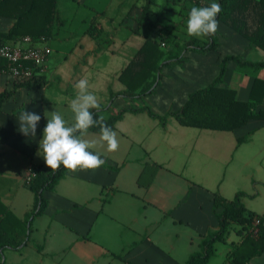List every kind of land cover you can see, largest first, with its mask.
I'll return each instance as SVG.
<instances>
[{"label":"crops","instance_id":"0c3cea01","mask_svg":"<svg viewBox=\"0 0 264 264\" xmlns=\"http://www.w3.org/2000/svg\"><path fill=\"white\" fill-rule=\"evenodd\" d=\"M72 1L78 5L87 3V0ZM136 2L127 6L125 1L126 7L117 8L110 16L92 9L94 17L90 24L97 30L96 37L89 35L88 29L61 31L64 24L47 42L51 53L40 74L45 77V85L18 88L0 106V201L16 219L28 221L30 229L25 236L17 230L12 234L14 240L23 241L17 247L0 250V264H99L101 259L105 263L111 259L113 264H138L136 259H147L146 251L154 247V240H172V235L162 230L165 221L171 220L173 227L176 223L183 225L184 221L192 225V203L188 210H183L181 218L173 216L174 212H181V202L190 201L192 196L195 203L207 195L212 207L215 193L232 199L243 192L245 207L258 215L264 214V163L255 162L259 156L264 157L263 122L250 121L234 132H219L183 127L173 117H167L165 127H161L146 113H127L115 126L118 149L109 151L99 134L88 132L85 138L97 141L91 151L99 153L105 163L97 169H68L57 186L44 194L45 211L31 217L35 197L26 179L33 167H47L40 155L42 150L39 152V141L50 118L48 112L58 111L69 124L74 122L70 105L80 79L88 80V91L97 97L100 107L111 105L110 93L123 90L117 76L144 41L126 25ZM166 3L162 0L160 4ZM205 3L209 6L211 2ZM172 7L174 12L167 18L175 23L165 21L164 33L186 37L189 35L186 19L182 20V12L179 14L182 8L177 4ZM216 32L218 54L188 51V61L183 65L163 68L155 93L132 105L136 108L147 105L163 116L178 110L189 93L204 88L217 77L222 56L264 61L263 51L250 47L227 26L219 24ZM229 75L238 77L234 82L236 96L246 101L253 76L264 79V69L256 73L240 72L229 63L223 84L233 88V83L226 85ZM14 84L8 76L0 75V93L11 91ZM112 106L115 114L119 108L130 105L119 97ZM24 110L41 115L35 137L24 136L18 130V116ZM244 136L248 140L237 145V140ZM147 164L158 167L149 183L139 185L138 178ZM252 164H257L254 170L250 169ZM175 194H179L178 200L171 204ZM212 218H195L201 221L200 240L201 235L218 229ZM111 225L125 231L124 236L120 234L115 240L132 241L117 243L114 251L102 248L97 252L99 255L86 254L85 246L100 240L94 236L106 235ZM239 241L234 232L230 233L222 243L224 253L219 255L215 245V254L208 264L216 259L215 264H229L226 255L230 244Z\"/></svg>","mask_w":264,"mask_h":264},{"label":"trees","instance_id":"16d2710c","mask_svg":"<svg viewBox=\"0 0 264 264\" xmlns=\"http://www.w3.org/2000/svg\"><path fill=\"white\" fill-rule=\"evenodd\" d=\"M166 1L165 5H161L160 0H137L133 5L126 18V25L134 34L143 38V44L117 76L123 90L118 94L110 93L111 105L100 107L99 111L93 110L94 116L102 117L103 122L113 130L127 113H146L150 118L157 120L161 127H165L167 117H173L183 127L219 132H234L250 121L264 123V79L253 76L246 101L239 100L236 90L223 84L229 63H233L236 69L242 72L256 73L264 69V61L253 62L231 55L221 57L217 77L204 88L189 93L185 103L178 110L160 116L147 105L137 108L132 105L144 102L145 98L155 93L162 79L163 68L183 65L188 61V51L201 55L219 53L217 32L200 37L164 33L167 30L164 22L171 21L167 15L174 12L173 4L181 6L179 14L186 9L189 13L194 6H207L206 0ZM209 1L218 2L222 6V11L217 16L219 24L240 35L250 47L264 52V0ZM0 20L12 22L6 31H0L1 45H16L25 37H29L33 42H49L65 24L59 16L58 0H0ZM96 32L91 23L87 33L96 37ZM6 67L7 62L0 59V68ZM13 81L15 84L11 91L0 93V106L18 88H40L46 83L45 77L38 73L31 79ZM119 97L130 106L119 108L112 114V105ZM88 132L100 135L98 126L90 128ZM247 140L248 136L241 137L237 140V145ZM156 167L158 166L155 164L145 165L138 178L139 185L151 181ZM67 170L63 166L55 171L48 167H33L35 176L31 179L29 188L35 197V212L31 217L41 215L45 211L47 200L44 194L57 186ZM245 196V193L238 192L232 199H226L218 193L213 194L211 212L218 229L201 235L199 251L190 254L185 264H208L215 254V245L225 243L232 232L240 241L230 244L226 255L229 264H251L253 260L264 255V214L258 215L248 210L242 202ZM254 218L260 220L256 227L253 226ZM27 223L29 222L22 223L16 219L0 201V250L19 246L23 240H14L12 234L17 230L25 236L26 230H30L27 229ZM254 228L257 229L256 234L252 232Z\"/></svg>","mask_w":264,"mask_h":264},{"label":"clouds","instance_id":"9594fccd","mask_svg":"<svg viewBox=\"0 0 264 264\" xmlns=\"http://www.w3.org/2000/svg\"><path fill=\"white\" fill-rule=\"evenodd\" d=\"M222 6L213 2L205 7H192L187 18V32L190 36H210L218 30V14ZM78 90L75 99L71 101V111L74 122L69 124L58 111L48 112L50 118L43 129L39 141V152L45 165L55 171L61 166L75 171L77 169H97L105 161L99 153L91 151L97 143L86 139L88 130L94 126L100 129V140L106 142L109 151L119 147L117 133L103 122L102 117H95L93 110L99 111L97 97L88 91V80L80 79L75 84ZM41 115L35 112L22 111L18 116L19 132L24 136H36Z\"/></svg>","mask_w":264,"mask_h":264},{"label":"rangeland","instance_id":"374dc122","mask_svg":"<svg viewBox=\"0 0 264 264\" xmlns=\"http://www.w3.org/2000/svg\"><path fill=\"white\" fill-rule=\"evenodd\" d=\"M125 1H127V6L130 2L134 0H87L86 4L78 5L76 2L72 0H58V11L60 19L66 24L65 27L62 28L61 31L68 28L71 30L76 29H88L90 27V20L94 17V12L92 9H95L97 12H106L108 16L114 15L117 8H124L126 7ZM162 1V0H161ZM160 1V3H161ZM190 7V5H187ZM169 16V15H168ZM182 20L186 19L185 23L187 25V18H188V11L182 10ZM186 16V17H185ZM85 20V21H84ZM171 25L175 22L170 21ZM12 22L10 21H4L0 20V31H6L10 26ZM169 24V26H171ZM240 71V70H239ZM242 72V71H240ZM245 72V71H243ZM247 72V71H246ZM241 75V74H240ZM238 77L234 75L231 77L229 75L227 77V84L233 83L232 87L236 89V86H234V82ZM264 104V103H263ZM264 106V105H263ZM256 148L258 149L259 146L256 144ZM264 157L259 156L255 159V162H263L264 163ZM264 165V164H263ZM257 164H252L250 166V169L254 170L256 168ZM144 179V178H143ZM142 181V180H141ZM192 196V194H191ZM179 194H175L174 198L172 200L171 198V204L175 200H178ZM190 201H182L181 202V209L177 212L173 213V216L175 219L181 218L183 214V210H188L189 205L192 203V225L188 226L186 224V221H184V224L180 225L176 223L174 227L172 226L171 220L165 221V224L162 227V230L168 234H171L172 240H154V247H149V249L146 251V258L147 259H136L135 263L138 264H185L186 259L188 256L192 253L199 251V228H201V221L198 220L195 221V218H201L203 216H206V218L209 220H213V216L211 215V205L210 200L207 195H202L201 198L193 203V196L190 197ZM175 199V200H174ZM251 205V204H249ZM185 216V215H183ZM111 228H108L107 234L99 236H94V239H100L95 240L94 243H90L89 245H86L85 247L88 248L87 250H84L86 254L94 255L96 256L97 252L101 251L102 248L110 249L111 251H114L116 248V244L120 243L121 245L123 243L132 241V240H115L116 238L119 239V235L121 234L124 236L125 231L122 230V228H119L116 225H111ZM205 228V226H203ZM158 249H157V247ZM216 248L218 250V254L221 255L225 251V246L222 243H217ZM99 255V254H97ZM135 258H137L135 256ZM144 258V256H143ZM217 261V259H216ZM213 262L212 264L216 263ZM108 264H113L111 262V259L107 262ZM104 260H100L99 264H107ZM118 264V263H117ZM251 264H264V256L255 259L251 262Z\"/></svg>","mask_w":264,"mask_h":264},{"label":"built area","instance_id":"2783aa9c","mask_svg":"<svg viewBox=\"0 0 264 264\" xmlns=\"http://www.w3.org/2000/svg\"><path fill=\"white\" fill-rule=\"evenodd\" d=\"M50 53L51 50L45 40L33 42L29 37H25L16 45L0 44V59L7 62L6 68H0V75L8 76L15 81L31 79L36 73H42ZM34 176L30 170L26 179L28 185ZM259 224L260 220L254 218L253 226ZM252 232L256 234L257 229L254 228Z\"/></svg>","mask_w":264,"mask_h":264}]
</instances>
